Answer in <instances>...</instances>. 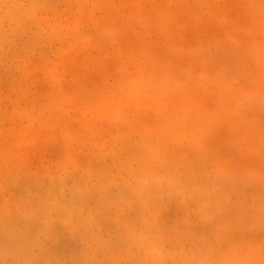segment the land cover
Listing matches in <instances>:
<instances>
[{
    "label": "rangeland",
    "instance_id": "obj_1",
    "mask_svg": "<svg viewBox=\"0 0 264 264\" xmlns=\"http://www.w3.org/2000/svg\"><path fill=\"white\" fill-rule=\"evenodd\" d=\"M42 4H48L45 11L38 9L30 20L15 29L18 38L31 39L24 44L17 41L18 45L8 47L5 50L6 57L5 51L0 52V172L4 169V163H7L5 169L8 167V162L2 159L4 151L9 152L6 156L11 163V169L6 170L7 173L4 170L0 173V230L3 225L7 228H3V236L0 235V264H45L44 259L49 256L44 252L43 245L50 246L59 242L65 245L61 247V244L55 250L58 255L56 254L57 257L52 262L49 258V264H122L124 256L141 251L139 245L142 247V243L147 245L143 234L138 236L136 231L144 230L150 235L151 232L156 234L147 227L140 229L142 224L139 218V222L134 220L136 227L132 221V231L126 225L123 233L126 235L135 232L133 234L136 235L138 246L134 243L129 247L128 243L121 242L117 250L109 246L101 253L100 247L98 248L100 244L87 247L85 241L82 243L76 236L70 237L72 241H69V235H66L68 244L65 238L60 239L64 240L63 242H54L51 238L46 240V235L42 233L41 236L39 231L41 227L45 228L40 223L38 233H33L34 229L29 227V224L24 223L26 229L21 225H14L19 216L27 221L28 216L40 215L39 203L41 208L51 207L70 180L71 186L67 187L72 191H67L65 187L67 196L73 192L69 197L76 194L74 191L93 188L91 182L86 183L88 185L85 182L95 169V159L96 171L109 172L115 157L107 155L106 150L108 151L114 142L108 139L117 133L116 124L119 125L120 121L122 124L126 118H135L138 121L135 127L123 124V138L131 135L133 139L139 134L146 137L147 141L154 140L157 129H160L161 124L165 126L164 120L157 115L160 112L159 107L152 106L156 99L148 95L144 88L140 89L141 100L130 97V91L133 86L142 87L144 83L149 85L146 83L149 79L157 80V71L162 77H167L166 81L172 88L175 87L177 92L184 93L188 89H196L199 93L196 111L201 118L199 123L203 126L215 116L214 110L220 105L222 117L220 121L213 122L216 132L209 137L212 151L221 155L230 154L228 158L220 161V204L235 206L232 195L244 194L242 207L245 206V220L235 228L242 235L243 242L235 249L240 251L241 248L245 250L250 247L251 251L238 264H264V212L259 218L253 219L251 211L256 200V203L264 200V74L258 70L257 58L251 60L242 50L244 48L254 53L262 49L258 52H264V0H45ZM1 17V28L8 29L9 18L6 14ZM45 19L49 23H46ZM32 25H37L38 28L29 30ZM25 31L29 32V35H26ZM75 32L80 34L74 40L71 35ZM25 45L28 49H25ZM233 45L239 51L235 54L227 53ZM16 53L18 58L15 57ZM22 53L25 56H22ZM254 55L256 56L255 53ZM12 59L14 61L11 64ZM135 59H143L140 70ZM253 69H256L254 76L240 78L239 84L242 87L236 90L235 74L252 72ZM229 78L230 84L233 85L223 89L216 87L224 80L228 82ZM209 86L212 88L209 89ZM175 98L178 101V98ZM183 101H178V105L185 107L187 101ZM234 102L241 107L237 111L245 113V120L232 125V120L227 116L232 110L231 107L235 106ZM192 111L196 116V111ZM156 115L159 118H156ZM205 132L211 133L209 129H205ZM54 133L57 134L55 137ZM123 133L128 134L125 136ZM64 147L68 149V158L62 152ZM135 148L137 153L142 154L144 151L143 158L147 155L146 148L138 149L136 145ZM99 154L101 158L98 157ZM235 160L243 162V168H236L232 162ZM101 162L104 164L98 165ZM145 163H140V168L143 169ZM43 164L46 166L43 167ZM207 172L210 174L211 169L208 168ZM168 174L173 177L175 171ZM67 176L72 179L68 181ZM109 178L108 176V181L106 179L104 184L111 180ZM10 179L12 183H9ZM46 180H49L50 184H47ZM59 182H63L60 184L63 186H58ZM73 182L75 186L72 185ZM173 184L169 181L165 185V194L169 198H160L157 214L149 207L150 212L144 217L146 221H155L160 246L168 239L174 242L179 240V222L189 225L184 215V219H178L182 202L179 198L173 199ZM212 185L209 191L214 193L217 188L214 182ZM204 196L208 194L204 193ZM95 198L104 213L119 208L115 202L108 203L107 207L102 196L95 195ZM101 201L103 205L100 204ZM87 204L84 201L82 206L90 209ZM25 208L27 209L24 210ZM176 209L177 211H174ZM224 214L220 212V215ZM121 222L125 224L123 219ZM23 229L25 233L21 234ZM232 229L234 227L231 226L227 232L224 226L220 225V231L213 234L216 237H209V244H212L214 249H218L217 237L220 238V258L217 259V264L221 261L220 264H225L227 260L233 262V259H236L232 257L233 249L224 245L231 240ZM99 230L97 238L104 239L103 243L115 242V239H109L105 229ZM37 237H40L38 239L42 242H37ZM191 240L195 241L196 237L192 235ZM31 242L32 247L35 244L40 248H30ZM164 243L160 250L161 254L164 253L159 259L152 256L154 251L151 247L145 245L142 248L143 254L147 252L144 264H149L150 261H153L151 264H174L176 260L178 264H197L196 255L191 253L184 259L183 256L186 255L181 254V249H172ZM36 246L34 248H37ZM34 250L38 251L36 256L31 255ZM174 251L177 254H172ZM77 252L81 261L76 258ZM49 253L52 254L51 251ZM108 253L110 258L107 257ZM87 255L92 258H86ZM149 255L152 257L150 261Z\"/></svg>",
    "mask_w": 264,
    "mask_h": 264
},
{
    "label": "bare ground",
    "instance_id": "obj_2",
    "mask_svg": "<svg viewBox=\"0 0 264 264\" xmlns=\"http://www.w3.org/2000/svg\"><path fill=\"white\" fill-rule=\"evenodd\" d=\"M44 1L45 0H0V25L2 24V17L1 16L3 14H6V16L10 20V27L8 29L1 28V26H0V50H2L0 52H4L8 47H10L12 45H18L17 41H21V43L24 44L27 40L31 39V38H27V39L23 40V38H18V35L15 33V29H19V27L22 25L23 22H25L28 19L30 20L33 17V14L38 12V9H40L41 11H45L48 7V4L43 5L42 3ZM45 21H46V23H49V21L47 19H45ZM80 22H82V20ZM37 28H38L37 25H32V26H30L29 30L37 29ZM49 28H50V25L47 26V29H49ZM25 33H27L26 35H29V32L25 31ZM78 34H80V33L75 32L71 36L75 40V39H77ZM24 47H25V49H28V46L25 45ZM9 49H11V48H9ZM229 50H228L229 52H227V53H231V54H235L236 51H239V49L234 45L232 46V48H229ZM242 50L245 52L246 55L250 56L251 60H253L254 58H257L256 64L259 67L258 70L261 71L260 73L263 72V74H264V54H263L264 52H262V53L258 52V51H262V49H259V50L254 52L256 54V56L254 55V53L252 51H248L247 49H244V48ZM15 55H17V53ZM8 56H9V54H8ZM22 56H25L24 53H22ZM5 57H6V51H5ZM5 57H3V58H5ZM9 57H11V56H9ZM13 57H14V55L12 56V58ZM15 57L18 58V55ZM149 57H151V56H149ZM150 59H152V57ZM10 60H11V58H10ZM13 61L14 60L12 59L11 64L13 63ZM135 63L138 64L137 66H139V70H140L142 67L141 63H143V59H135ZM255 70L256 69H253L252 72H246V73L238 72L237 74H235L236 75L235 89L239 90L242 87L241 84H239L240 78H245V79H247L249 77L252 78L254 76L253 73ZM157 73H158V79L157 80L152 81L149 79L146 82V83H149V85L146 86V84L144 83L142 85V87L133 86V87H131V91H130L131 92L130 97L141 100L142 95L140 94V92H142V91H140V89L144 88V91L145 90L148 91L147 92L148 95L155 97V99H156V101L154 103H152V106L159 107L160 112H158V114L154 113V115L157 114L160 118H162V120H164V122H165V126L160 123L163 127L161 126L160 129H157V131H156L157 135L154 138V140H152L151 142L147 141L145 139L146 137L144 138L142 136H139V134H136L135 137H133V139H131V135H127L128 134L127 133L126 134L127 136H126L124 134L126 131L123 133L126 137L123 138L122 131H121V127L123 126V124L131 125L132 127H135L136 123L138 121H136L135 118H129V119L126 118V119H124L123 124L120 121L119 125L116 124V130H118L117 133L113 134L112 137L110 139H108V140H113L114 142H113L112 147H110L108 151L106 150L107 155H112V156L114 155V157H115L113 164L110 165L111 166L110 170L108 167L106 168L109 170V172H103L102 170L96 171L95 169L97 167V164H96L97 161L95 159V164H93V166H95V169H94V171H91V177L87 180V182H85V184L88 182H91L94 186V187L92 186L93 188L88 187L89 189H87L86 191H85V189H84V191H80L78 189L79 191H74V192H76V194L73 197L72 196L69 197L71 194H73V192L71 194H68V196H67L68 192L67 193L65 192L66 191L65 187H67L68 185H69L68 187L71 186L70 185V183H71L70 178L71 177L67 176V177H69V179L67 178V180L68 181L70 180L69 184L65 185L62 188L60 194L57 196L55 202H53L51 207H48V208L42 207L41 208L42 205H41V203H39L40 208H38V209L40 210V213H39L40 215H37L34 212L35 215H33L32 217L28 216L26 218L27 221H24L23 218L19 216L18 221L16 220L17 218L15 219L16 224L15 225L12 224V225H14V226L19 225V227H21V226L24 227V223H26L27 225L29 224L28 226L34 229L33 233H35V232L38 233L39 231H41V236H42V233H44L46 235L45 236L46 240L51 238V239H53L54 242H55V240H60V239H64V238H65V242H66V240H67L66 239L67 237H65L66 235L67 236L69 235V237H68L69 241H72L70 239V237L76 236L79 240H81L82 243H83V241H85L84 243H85V245H87V247H88V245L91 246L92 244L96 245V246H98V244H100V246H98V248L100 247V250L99 249L98 250L101 253H103L105 251V249L108 248L109 246H111V247L115 248V250H117L116 248H118L120 246L119 244H121V242L128 243L129 247H130V244L133 245L134 243H135V245L138 246V243H136V240H137L135 237L136 235L133 234L135 232L128 233L126 235H124L123 233H124V229H125L126 225H128V227L130 228L131 223L133 225L134 220L138 221V219L140 218L139 221H141V224H142L140 229H144L145 227H147V229H152L153 232L156 234H152V232H151V235H150V234L146 233V231H144V230L136 231L138 236L143 234V236H142V237H144L143 239H145V241H147V245L145 243H142L143 244L142 247H141V245H139V247H140L141 251L145 245L148 247H151L152 250L154 251V253L152 252V256L158 257V259H159V256H162V254L164 253L163 251H162L163 252L162 254L160 253V250L162 249L164 242L161 243L162 246H160L159 238H158L159 232H158V229L155 225V221H152V222H151V220L146 221L144 219V217L147 213L150 212L149 207H152L154 210L153 213L157 214V211L159 210V208L157 209V207H159L160 198L164 199V198L168 197L165 194V190H164L165 185L169 181H171L174 183L172 186L173 191H174L173 192V195H174L173 199L179 198V200L182 202V208L180 209V213L178 214V216H179L178 219H179V221H181L180 219L181 218L184 219V216H185L187 218L186 221L188 222L189 225L187 224L188 226H186L183 222H179V230H178L179 240L174 242L173 240L169 241V239H168V241L165 242L164 244L170 246V248H172V249L173 248L174 249L179 248V251L181 249V254L186 255V256H183L184 259H187L186 257L188 254L192 253V254L196 255V257L198 259L197 264H217V262H218L217 259L220 258V238L217 237L218 244H217V242H214L217 245H219L218 249H214V246L212 244L211 245L209 244V237H212V236L216 237V235H213V234H215V233L217 234V231H220V225L224 226V228L227 230V232L230 231L231 226H232V227H234V229H232L231 233H230V235L232 236L231 240L229 239L228 242L225 243L224 245H228L230 247V249H233V251H232L233 256L232 257L236 258V259H233V262H229L226 259L227 263L225 262V264H238V262L242 261L244 259V257L250 253V251H251L250 247H248L247 249L245 248V250L243 248H241L240 251H239V249H235L236 246H239L240 242H243L242 235L240 233H238V231L235 228L237 227V224L242 223L245 220V215H246V211H244L245 206L242 207L243 201L245 200L244 194L234 193V195H232V197H233L232 200L234 201L235 206L226 205L224 203L220 204V187H221L220 186V161L222 162V160L224 158H228L230 156V154L226 153V154L221 155L220 153L212 151V149L210 147L211 139L209 138V137H212L214 135V132H216L215 124L213 122L220 121L219 119H220V117H222V115H221L222 113H220V109H221L220 105L218 106V108H216L214 110L215 116H213L212 118L209 119V121L206 123V126H203L202 123H199L201 121V118L199 117V115L196 111V109H198L197 100H198V96H199V93L196 91V89H194V88H192L193 90L188 89V91H185L184 93L180 92V91L177 92V91H175L176 88L175 87L172 88L170 86V84L166 81L167 77H162V75L160 74L159 71H157ZM231 78L228 79V82L225 80L222 81L221 85L219 84L216 87L223 89L225 87H228V85H233V84H230ZM211 88H212V86H209V89H211ZM120 92H121V90H120ZM175 97L178 98V101L184 102L183 100H186L187 101L186 106L182 107L181 105H178V101ZM146 100H148V99L146 98ZM234 104H235V106L231 107L232 110L229 112V116H227V118L229 120H232V125L243 122L245 120V118H244L245 113L237 111L241 107H238V105L235 102H234ZM146 105H148V104H146ZM192 109L196 111V116L193 113ZM157 115H156V118H159V117H157ZM117 118H119V117H117ZM207 125H208V127H207ZM150 126H152V125H150ZM205 129H209L211 133L208 134L207 132H205ZM180 130H181V132H180ZM147 132H148V130H147ZM180 134H181V138H179ZM56 135L57 134L54 133V137ZM207 140H209V142ZM135 145L138 146V149L139 148H141V149L146 148L147 155H145L144 158L142 156L144 151H142V154L140 152L137 153V149L135 148ZM67 150L68 149H66L65 147L62 150L63 154H66V156H67ZM209 150H210V153H208ZM97 152H98V150H97ZM6 154L9 155V152L7 153L6 151H4V153L2 155V159H3V161L8 162V167L10 165V168H8L6 166L7 169H5V165H7V163L6 164L4 163V166H3L4 169L2 168V171L4 170L5 173H7L9 171L8 169H11V163H9L10 160H9V157L6 156ZM100 155L101 154H99L98 157ZM5 156L7 158H5ZM91 157H94V156H91ZM101 157L102 156H100V158ZM125 157H127V158H125ZM67 158H68V156H67ZM96 158H97V156H96ZM100 160H99V162H100ZM92 161H94V159ZM101 161H103V158ZM144 161L146 163L144 164V167L142 169V168H140V163H142ZM57 162H59V161H57ZM62 162H64V161H62ZM67 162H69V161H67ZM232 162L235 164L234 166L236 168H239V169L243 168V166H242L243 162L241 163L240 161H237V160L232 161ZM99 164L103 165L104 163L102 164V162H101V163H98V165ZM40 165L42 166V164H40ZM137 165H139V166H137ZM44 166H46V165L43 164V167ZM244 166H245V164H244ZM105 167H106V165H105ZM208 168L211 169V173H210L211 175L207 172ZM228 169H229V167H228ZM230 169L232 170V168H230ZM6 170H8V171L6 172ZM2 171L0 173H2ZM45 171H46V169H45ZM171 171H172V173H173V171H175V175L173 177H171V174H168ZM44 174H46V173H44ZM108 176L111 178V180H109L110 183L108 182L107 184H104V181L107 179ZM241 176H242V174H241ZM226 179H228V178H226ZM10 180H11V182H9V183H12V179H10ZM56 180L58 182L57 178H56ZM106 181H108V179ZM48 182H49V180L47 181V184H50ZM213 182L216 184L215 188H217L216 189L217 191L214 193H211L209 191V189H212V187H214V185H212ZM62 183L63 182H59L58 186H63V185H60ZM64 183H66V182H64ZM134 184H135V186H133ZM72 185H74V182L72 183ZM86 185H88V184H86ZM211 185H212V187H211ZM74 186H72V187L74 188ZM68 187L66 188L67 191L69 189H71V188L68 189ZM58 189H59V187H58ZM71 191H72V189H71ZM1 192H2V190H1ZM204 193H207L208 196L205 197ZM225 194H226V192H225ZM95 195L96 196H102L103 200H104V204L106 203L107 207L109 205L108 203L115 202L116 205L119 206V208L114 210V211L112 209L110 212L104 213L103 211H101L102 207H99V205L96 203L97 201L95 202V200H96ZM84 201H86L88 203L87 208H90V209H86L82 206ZM256 201H255L254 209L251 210L252 214H253V217H252L253 219L259 218L260 214L264 212V200H260L258 203H256ZM176 203H177V201H176ZM100 204H102V201ZM26 207L28 208V205ZM27 208H25L24 210H26ZM174 211H177V209ZM220 212H224L225 214L220 215ZM138 215L140 217H138ZM249 215H250V213H249ZM262 215L264 218V213ZM165 218H163V219H165ZM121 219H123L125 221V224H121L122 223ZM5 222L7 223V221H5ZM11 222H12V220H11ZM38 223H40V225H44L45 228L41 227L42 229L40 230ZM172 223H174V221ZM10 224L8 225V227L10 226ZM110 225H112V227H110ZM134 225L136 227L135 222H134ZM134 225H133V227H134ZM170 225L172 226L173 224H170ZM175 225H176V223H175ZM248 225H250V223ZM176 226H178V225H176ZM172 227H174V226H172ZM172 227H171V229L175 228V227L174 228H172ZM3 228H6V226L3 225ZM3 228L0 230V232L3 230ZM25 229L20 231V232H22L21 234L25 233V231H24ZM37 229H39L38 232H37ZM99 229H105L107 231L109 239L113 238V239H115V242L110 243L109 241H106L105 243H103L102 241L104 239H102L100 237L97 238V236H99V232H100ZM245 229H247V228H245ZM98 230H99V232L97 234ZM130 230H131V228H130ZM160 230H163V229H160ZM169 230H170V228H169ZM5 231L7 232V230H5ZM167 231H168V229H167ZM164 232L165 231H163V233ZM2 233L3 232L0 233L1 236H3ZM169 233H171V232H169ZM4 234L6 235L5 232H4ZM18 234H20V233L18 232ZM31 235H33V234L31 233ZM163 235L161 236L162 238H164ZM166 235H164V236H166ZM192 235H194L196 237L195 241L191 240ZM251 236L253 238V235H251ZM251 236H250V238H251ZM0 238H2V237H0ZM34 238H35V236H34ZM38 238L40 239V237H37V240H39ZM41 238L43 239V237H41ZM175 238H174V240H175ZM6 239H7V237H6ZM223 239H225V237H223ZM75 240L73 242H75ZM23 241H24V238H23ZM40 241L41 240H39L37 242H40ZM60 241H62V240H60ZM44 243H45V241H44ZM78 243H80V241H78ZM32 244L33 243L31 242V246L29 245L30 248L32 247ZM61 244L59 242V243H54L50 246L43 245L44 252H47V256H49L46 259H44L47 263H48L49 258H50L49 261H51V262L55 260V258L57 257L56 254L58 255V252L55 250H57ZM216 244H214V245L216 246ZM63 245H65V243L62 244L61 247ZM247 245H248V241L246 243V246ZM2 246H4V245H2ZM35 246L36 245L34 244V246L32 248L36 249V250L38 248H40L38 246H36L37 248H34ZM67 247H69V246H67ZM81 247L83 249V246H81ZM33 249H29V251H31V250L33 251ZM7 250L8 249H6V251ZM36 250H34V253L31 252L32 256H34L38 252V251L35 252ZM52 250H54V251H52ZM70 250H71V248H70ZM98 250H96V251H98ZM127 250H131V249L127 248ZM50 251L52 254L49 253ZM75 251H77V249ZM111 251H112V249L110 250V252ZM141 251L138 250L137 252L133 253L130 256H127V255L124 256V258H123L124 262L122 264H144V260H145L144 256L147 255V252H144L145 254H143ZM226 251H228V249H226ZM55 252H57V253H55ZM68 252H70V251H68ZM39 253H40V251H39ZM113 253H116V252L113 251ZM174 253H175V251L172 254H174ZM76 254H78V257L76 255V258H78V260H80L79 259V257H80L79 253L77 252ZM106 254H107V252H106ZM175 254H177V253H175ZM94 255H95V253H94ZM109 255H110V253H108L107 257H109ZM71 256L73 257V254ZM72 257H70V258H72ZM90 257H91V255L86 256V258H90ZM192 257L190 259H192ZM151 258L152 257L149 255V261ZM165 258H166V256H165ZM65 259H66V257H65ZM114 259H115V257H114ZM82 260H84L85 263H89V262L85 261L86 259H82ZM88 260H90V259H88ZM92 260L95 261V259H92ZM29 261L30 260H28V262ZM120 261H118V262H120ZM190 261H193V260H189V262ZM46 262H45V264H47ZM150 262H153V261H150ZM150 262H149V264H151ZM169 262H170V259H169ZM91 263H93V262H91ZM175 263L178 264V260H176V262H174V264ZM114 264H117V263H114ZM118 264H120V263H118ZM241 264H243V262H241Z\"/></svg>",
    "mask_w": 264,
    "mask_h": 264
}]
</instances>
